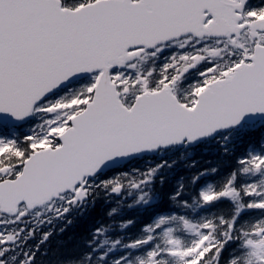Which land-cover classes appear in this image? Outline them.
Wrapping results in <instances>:
<instances>
[{
  "label": "snow or ice",
  "instance_id": "snow-or-ice-1",
  "mask_svg": "<svg viewBox=\"0 0 264 264\" xmlns=\"http://www.w3.org/2000/svg\"><path fill=\"white\" fill-rule=\"evenodd\" d=\"M97 190L110 264H264V0H0V245Z\"/></svg>",
  "mask_w": 264,
  "mask_h": 264
},
{
  "label": "trees",
  "instance_id": "trees-1",
  "mask_svg": "<svg viewBox=\"0 0 264 264\" xmlns=\"http://www.w3.org/2000/svg\"><path fill=\"white\" fill-rule=\"evenodd\" d=\"M23 127L24 124L18 128ZM213 147L214 145L209 144L207 153L196 151L197 156L203 155L201 165L206 159L218 162L219 152H213ZM114 206L104 191L97 190L83 204H75L61 215L47 207L39 210V216L28 215L20 222L24 224L23 233L8 246L10 250L6 257L7 264H18L24 251L30 252L37 245L39 250L35 252L32 264H110L115 257L131 251L121 245L135 236L138 230V223L121 229L116 221L123 219V216L115 213L111 218L108 216ZM125 215L131 216L133 213L127 212ZM100 226H103V231L97 234L95 229ZM17 227L18 225L15 230ZM28 229H32L31 235L28 234ZM45 232L49 233L47 239L38 244ZM116 239L121 240V245H113ZM100 253L106 254L102 261ZM88 254H91V258Z\"/></svg>",
  "mask_w": 264,
  "mask_h": 264
}]
</instances>
